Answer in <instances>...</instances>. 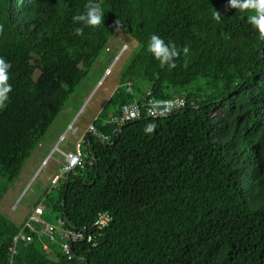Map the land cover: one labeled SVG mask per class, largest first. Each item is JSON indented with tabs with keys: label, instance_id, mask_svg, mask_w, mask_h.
Segmentation results:
<instances>
[{
	"label": "trees",
	"instance_id": "obj_1",
	"mask_svg": "<svg viewBox=\"0 0 264 264\" xmlns=\"http://www.w3.org/2000/svg\"><path fill=\"white\" fill-rule=\"evenodd\" d=\"M99 2L103 23L76 35L72 18L89 0H0V56L12 86L0 110V198L111 36L121 29L138 45L93 121L109 139L85 134L82 167L33 204L71 228L107 210L101 243L72 244L67 259L33 234L11 264H264V41L247 12L228 0ZM154 34L180 52L175 68L148 52ZM147 92L187 104L147 116ZM132 101L140 117L112 133L107 120ZM148 123L157 125L151 135ZM21 222L0 212V264Z\"/></svg>",
	"mask_w": 264,
	"mask_h": 264
},
{
	"label": "rangeland",
	"instance_id": "obj_2",
	"mask_svg": "<svg viewBox=\"0 0 264 264\" xmlns=\"http://www.w3.org/2000/svg\"><path fill=\"white\" fill-rule=\"evenodd\" d=\"M108 44L112 46L111 51L107 52L103 50L98 57V59H105L103 68H97L96 61L98 59L93 63L86 77L76 86L74 92L68 98L63 107V109L65 108L64 111L63 109L61 110L51 124L53 126L50 125L42 137L41 141H44L45 144L54 139L56 128L60 123L62 124L64 118L70 113L69 110L77 111L74 121L77 118L83 122L90 121L92 117L95 118L97 116L102 104L105 103L106 99L118 85L120 71L138 45L135 40L121 29H118L111 36ZM123 45H126L124 50H122ZM104 67H110V72L107 75H104ZM72 123L70 124L72 125ZM62 135L63 140L57 142L54 150H49L48 148L42 151L41 154L38 151H33L25 161L18 176L8 185L6 191L2 194L0 198V212L14 222L20 223L27 217L33 209L34 202L46 188L51 187L50 177L54 173L59 172L62 162L59 149L65 143H71L70 145L73 147L75 139L69 130H66ZM76 136H78V133Z\"/></svg>",
	"mask_w": 264,
	"mask_h": 264
},
{
	"label": "built area",
	"instance_id": "obj_3",
	"mask_svg": "<svg viewBox=\"0 0 264 264\" xmlns=\"http://www.w3.org/2000/svg\"><path fill=\"white\" fill-rule=\"evenodd\" d=\"M126 48L123 45L122 50ZM110 72V67L105 68L104 75ZM130 91V88H126ZM146 102L144 106V111L147 116H153L151 113L153 110L157 112H164L166 110V115L170 114L173 110L184 108L187 104V100L184 96L178 95L172 98H156L150 95L149 92L146 94ZM141 109L136 102H128L122 104L119 113L111 116L107 122L113 126L112 133L117 134L119 126L126 122L136 120L140 117ZM134 114V115H133ZM163 115V116H166ZM85 127L83 132L74 140L72 150L62 151L59 153L62 157V162L60 165V170L50 178L52 185H56L58 179L63 178L67 173L73 172L76 167H82L84 162L85 153L82 150L81 143L83 136L87 133L94 134L97 138L103 141L109 139V134L102 132H91L90 127H93V121ZM67 130L71 134L77 132L73 125L69 124ZM63 139V135L60 140ZM44 205L42 202L35 205L32 211L25 217L20 225L19 231L13 235L11 243L8 246L9 262L12 263L14 255L17 253L19 246H26L31 240L33 234L39 237H43L45 240L42 243V247L45 249L47 243H56L63 255L67 259L73 257L71 246L72 244H77L80 242L86 243L92 247H96L101 243L102 231L111 222V215L107 210L99 211L96 214L94 221L90 225H84L79 228H71L65 224L63 219H58L55 223H51L43 218Z\"/></svg>",
	"mask_w": 264,
	"mask_h": 264
},
{
	"label": "clouds",
	"instance_id": "obj_4",
	"mask_svg": "<svg viewBox=\"0 0 264 264\" xmlns=\"http://www.w3.org/2000/svg\"><path fill=\"white\" fill-rule=\"evenodd\" d=\"M228 5L238 9L241 13L247 12L249 23L258 30L259 39L264 41V0H228ZM104 15V9L99 0H89V3L86 5V11L72 18L75 24L81 25V27L74 29L75 34L82 35L84 27L95 28L100 26L103 23ZM220 18V13L216 11L214 19L219 21ZM147 50L162 66L167 65L169 69L176 67L175 59L180 55V52L171 41L166 43L163 38L154 34L151 36ZM188 51L189 49L184 47V54H187ZM10 69L11 64L4 57L0 56V110L7 107L9 93L12 91V86L8 83ZM151 114L153 116H163L167 113L166 110L164 112L153 110ZM156 128L157 125L155 123H148L144 127L143 132L144 134L151 135L155 132ZM89 131L95 133L96 129L90 127Z\"/></svg>",
	"mask_w": 264,
	"mask_h": 264
},
{
	"label": "crops",
	"instance_id": "obj_5",
	"mask_svg": "<svg viewBox=\"0 0 264 264\" xmlns=\"http://www.w3.org/2000/svg\"><path fill=\"white\" fill-rule=\"evenodd\" d=\"M111 43V42H110ZM111 49H112V46H111V44L109 45L108 44V48L105 50V51H107V52H110L111 51ZM98 59V58H97ZM96 59V60H97ZM95 60V61H96ZM105 64V59L103 58V59H98L97 61H96V65H97V68L98 69H102L103 68V65ZM105 68H107V67H104V69ZM103 69V70H104ZM77 106V105H76ZM102 107V106H101ZM65 109V108H64ZM64 109H63V111H64ZM76 110V109H75ZM69 114H67V116L64 118V120H63V122H62V124L60 123L59 124V126L56 128V130H55V137H54V139H52V140H50V141H48L46 144L44 143V141L42 142H40L39 144H38V146L35 148V150L34 151H38L40 154L42 153V151H44V150H47L48 148H49V150L50 149H53L54 150V148H56V144H57V142L60 140V138H61V136H62V134L63 133H65V131L67 130V128H68V125L70 124V123H72L73 121H74V119H75V115H76V112L77 111H71V110H69ZM94 117H92V119H93ZM92 119L90 120V121H88V122H86V121H82V120H79L78 118L74 121V123H72V125H73V127L74 128H76V130H77V132L75 133V134H72L73 135V137L76 139L82 132H83V130L85 129V127L92 121ZM51 126H53V125H51ZM53 129V128H52ZM77 133H78V136H76L77 135ZM76 136V137H75ZM59 137V139L57 140V138ZM56 138V139H55ZM74 139V140H75ZM63 140V139H62ZM71 143H65L64 145H63V147L62 148H60L59 150H62V151H67V150H72V146L70 145ZM48 150V151H49ZM62 159V158H61ZM45 160V159H44ZM61 165V164H60ZM54 174H56V173H54ZM53 174V175H54ZM53 175H51V177L53 176ZM50 177V178H51Z\"/></svg>",
	"mask_w": 264,
	"mask_h": 264
},
{
	"label": "water",
	"instance_id": "obj_6",
	"mask_svg": "<svg viewBox=\"0 0 264 264\" xmlns=\"http://www.w3.org/2000/svg\"><path fill=\"white\" fill-rule=\"evenodd\" d=\"M182 109H184V108H179V109H176V110H173L170 114H172L173 112H175V111H178V110H182ZM134 121V120H133ZM121 129H122V126H119V129H118V133H117V135H119V133L121 132ZM100 141H102L103 142V140H101L100 138H98ZM104 143V142H103ZM106 144V143H105ZM88 147V144L86 145V150L88 149L87 148ZM66 225L68 226V224L66 223ZM82 262H84L85 264H87V262L85 261V260H81Z\"/></svg>",
	"mask_w": 264,
	"mask_h": 264
}]
</instances>
